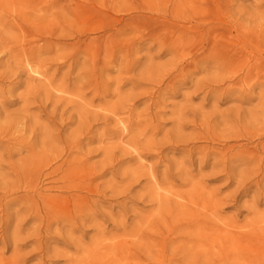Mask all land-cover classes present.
I'll return each instance as SVG.
<instances>
[{
    "label": "rangeland",
    "instance_id": "rangeland-1",
    "mask_svg": "<svg viewBox=\"0 0 264 264\" xmlns=\"http://www.w3.org/2000/svg\"><path fill=\"white\" fill-rule=\"evenodd\" d=\"M227 1L231 8L222 7L221 14L212 3L193 12L184 0H0V196L4 188L20 182L21 173L14 174L11 169L17 166L21 172L25 160L32 162L33 158L86 161V173L74 171L68 180L71 186L92 184L91 189L71 190L81 199L71 206L75 224L71 238L56 242V237L47 233L54 240L45 245L51 250L45 260L31 258L32 250L39 251L34 245L24 248L21 258L28 256L29 264H149L144 255L151 252L150 258L155 260L159 248L156 241L144 236L168 235L180 220L176 215L181 204L199 209L189 196L194 193L225 199L223 218L236 219L240 225L254 218L244 201L251 205V198L264 197V185L263 192L242 194L234 205L231 198L239 184L221 173L223 168L204 170L200 188H193L185 176L179 177L176 168L169 173L170 179L162 175L168 171V163L188 159L187 152L169 148H228L223 142H196L197 132L222 135L232 129L244 134L264 122V101L260 103L264 93L259 88L253 90L251 102L239 101L234 91L225 93L229 81L211 95L208 80L228 78L231 73L216 68L203 72L200 67L195 74L190 52L179 55L178 61L183 62L175 65L177 55L167 50L173 49L172 45L196 42L193 52L218 62L225 55L216 46V51L209 52L210 42H231V46L264 42L243 39L248 29H264V9L257 8L258 0ZM129 7L136 9L127 10ZM89 43L94 44L92 53L98 56L96 87L89 84L93 77L91 57L85 53ZM261 56L255 55L256 59ZM30 69L45 77L34 79ZM200 81L205 85L202 90L196 87ZM123 127L128 131L122 135ZM78 142L79 149H73ZM230 145L234 148L229 153L235 157L256 147L254 141L246 140ZM201 158L196 154V166H189L195 174ZM140 164L156 168V187L146 185L144 172H138V181L133 177L131 172ZM229 167L234 177L242 178L255 166ZM48 172L43 170V175ZM64 176L61 173L57 178L59 185ZM51 181L42 179V194L62 195L47 190L56 186ZM33 195L20 190L5 198ZM150 195L156 200L150 201ZM80 205L85 209H76ZM259 205L257 213L264 215V201ZM16 211L21 212L19 220L29 214L19 205L9 212ZM42 218L23 220V239L29 240L40 224V237L45 235L47 224ZM4 220L5 216L0 218V225ZM11 234L9 231L6 237ZM177 236L179 239L180 234L171 239ZM222 245H226L224 250ZM3 250L0 240V252ZM5 251L6 258L12 256ZM239 253L242 251L231 243L214 239L206 246L178 243L166 250L169 258L178 255L173 264H252L248 259L234 262ZM133 254H141L142 259L130 258Z\"/></svg>",
    "mask_w": 264,
    "mask_h": 264
},
{
    "label": "bare ground",
    "instance_id": "bare-ground-1",
    "mask_svg": "<svg viewBox=\"0 0 264 264\" xmlns=\"http://www.w3.org/2000/svg\"><path fill=\"white\" fill-rule=\"evenodd\" d=\"M185 3L188 2V5L191 4L192 11L197 12L200 8L204 7L206 3L216 4L218 6L219 11L223 14L222 7L226 6L228 9L231 8L227 0H199L198 2H194L193 0H184ZM258 9H264V0H258ZM77 7H80L78 4ZM136 8L129 7L127 10H134ZM177 8H175V11ZM239 29H242L241 25L238 26ZM262 28V27H261ZM259 29L256 31H252L248 29V33L243 35V39L255 38L257 41H264V29ZM234 28H230L228 32L230 36L232 35V30ZM249 36V37H248ZM247 37V38H246ZM186 38L183 36V39ZM189 40H193L190 38ZM186 43V42H185ZM203 43V42H202ZM196 42H187L185 45L177 44L172 45L173 49L168 48L167 50L170 52H174L176 54L175 65L181 64L183 61H178L179 55L187 52H190L191 58L193 59V63L196 65L192 67L194 69L193 73L198 74V68L202 67L201 70L203 72L207 71L209 68H216L219 71L225 70L231 75L228 78L222 79H210L208 80V86L211 89L209 94L215 95L217 90L221 88L222 85L229 81V85L225 90V93L228 91H234L239 94V101L241 102H251L253 100L252 92L256 88H259L264 93V42H238L236 45H230L231 42H210L211 48L208 50L209 52H214L217 50L216 47L220 48L223 54L225 55L224 60H220L218 62H212L210 59H205L201 56L200 52H193L192 49ZM94 49V44H87L85 53L91 57L92 63V74L91 82L89 83L92 86H97V79L99 78V74L96 73L98 68L97 59L98 56L92 53ZM255 55H262L257 58ZM231 64H230V63ZM190 64L183 66L182 70L189 67ZM240 69V70H239ZM201 71V72H202ZM245 73V76H239V73ZM29 74H32L33 78L36 80H41L43 76L40 72L30 69ZM192 74V73H191ZM193 75V74H192ZM203 81H200L196 84L198 90H202L204 88ZM98 92V91H97ZM231 93V92H230ZM83 95L80 94L79 98H82ZM83 99V98H82ZM264 101V94L260 97V103L262 104ZM94 104L93 101H90L89 106L92 107ZM254 125V123H253ZM204 125H201L203 129ZM128 128H122V135L127 133ZM196 142H208V141H216V143L223 142L225 143L224 147H228L226 150L224 148H196L191 147L193 149L187 151L188 146H178L169 148L174 151L183 150L188 153V159H184L180 162L168 163L169 169L165 170L162 175H164L165 179H170L169 173L173 168H176L179 171V177L185 176L187 183H191L192 187L198 188L203 185L202 178L204 176V170H206L209 166L212 167V170L223 168L221 173H224L228 176L234 183L238 182L239 187L234 191V195L231 198L233 204H237L238 201L241 200L242 194H246L247 192H263L264 185V122L262 124H257L252 126L251 130H246L244 134H241L239 131L233 132V130L229 129L222 135L215 134H204L197 132ZM242 140L246 141H254L256 144L255 149L250 152L249 150H245V152L241 154H237L236 157L231 156L229 151L234 148L231 146V143L239 142ZM81 142H78L77 145L74 146L73 149H79ZM9 148V146H8ZM200 154L202 157L199 161V166L195 171L189 169L190 167L196 166V162L198 159H195L196 154ZM132 155V153H131ZM237 158V159H236ZM162 159V158H161ZM57 158L49 161L48 157H44L41 160L37 158H33L32 162L30 159L25 160L24 168L21 172H19L20 168L15 166L11 170H13L14 174L21 173L18 175V179L20 182H15V185L7 186L3 189V194L0 196V210L2 211V218L5 216V220L0 225V240L4 246V249L9 250L12 253V256L6 258V251L3 250L0 252V264H29L30 258L28 256H24L21 258V251L24 248H27L29 245L38 246L39 251H31V258L39 256L40 262L45 260L48 257V254L51 252L45 245L48 244L51 240H54L53 237L47 235L52 233V236H55V241L60 242L65 240H69L73 234V228L75 226L73 221V212L74 210L71 208L73 203L80 202L81 199L77 195H72L71 190H86L91 189L92 184L86 182H78L71 186V182L68 180V177L74 171H83L86 173V168L84 165L86 163H79L78 159L74 161H70L66 159L64 162H61L60 158H58V162H56ZM135 160V159H134ZM41 162H45V166L42 168L36 169V166H39ZM230 164L238 166H246L250 167L254 165L253 169L249 168L246 175L242 178L237 176H233L231 172L234 170H229ZM71 165V167H69ZM257 166V167H256ZM49 169L45 176L43 175V170ZM234 169V168H233ZM138 172H144L148 179L146 185L153 184V187H156L158 174L157 170L154 166L147 167L146 165L140 164L137 168V171L133 174V177L138 181L141 176H138ZM63 173L65 176L60 179L63 184L59 185L57 179L60 174ZM183 175V176H182ZM52 178H47L51 177ZM144 176V175H142ZM51 179V185L56 184L54 187H46L48 191H60L63 192L62 195H43V188H39L40 185L43 184V178ZM44 188V189H46ZM40 189L42 192L38 191ZM24 190L26 192L34 193L33 196L21 197L18 199H6L5 195L8 193H14L15 191ZM12 191V192H11ZM202 191V190H201ZM264 193V192H263ZM37 195L38 199L35 197ZM191 200H195L198 204L199 209H195L188 204H181L180 212L177 217L180 220H177L174 224V228L169 231L168 235H164L159 232L156 236L146 234L144 238H147L149 241H156L158 243L159 251L156 255L155 260L150 258V254H145V258L149 264H173L176 261L178 255L176 254L174 258H169L166 254V250H168L170 244H178L185 243L189 247H198V246H206L211 240L216 241H225L226 243H231L234 248H236L239 252L234 258V262H239L243 259L251 260L252 264H264V215H260L258 212V207L260 206V201H264V197L259 198H251V205H248V201L245 202V208L250 210L252 214H254V218L250 221H246L243 224H238L236 219H227L223 218V205L224 200L220 198L218 195H212L209 193H194L189 195ZM247 197V195H246ZM143 199L147 200V197L142 196ZM150 201L156 200L152 198V196H148ZM87 201L86 198H84ZM237 202V203H235ZM23 206L25 208V212L29 213L27 216H24L21 220H19L20 211H16L14 214L9 212L11 208H15L16 206ZM85 205H80L76 209L84 210ZM210 210V211H206ZM33 214V215H32ZM42 221H45L47 224V231L43 237H40L43 232L40 229L42 224L36 226V232L32 234L27 240V238H22V233L26 231L23 228L22 222L29 218V220L33 221L34 216H41ZM54 218V222L52 219ZM226 220L225 223H220L222 220ZM15 222V223H14ZM63 222V226L62 223ZM215 223V224H213ZM54 225L56 227L54 228ZM61 226V227H60ZM43 228V227H42ZM230 228V229H228ZM11 231V235L7 238L8 232ZM64 233V236L60 233ZM175 234H180V238L178 236L176 239L172 240L171 237ZM192 237H196L197 240H192ZM61 239V240H60ZM62 243V242H61ZM226 245H222V249H225ZM46 250H45V248ZM130 258L142 259L141 254H133L130 255ZM153 261V263H152Z\"/></svg>",
    "mask_w": 264,
    "mask_h": 264
}]
</instances>
